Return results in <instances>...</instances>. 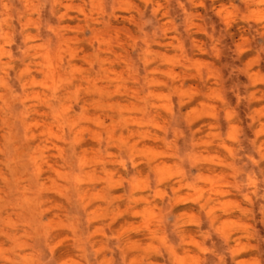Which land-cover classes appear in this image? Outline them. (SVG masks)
I'll return each mask as SVG.
<instances>
[{
    "label": "clouds",
    "instance_id": "clouds-1",
    "mask_svg": "<svg viewBox=\"0 0 264 264\" xmlns=\"http://www.w3.org/2000/svg\"><path fill=\"white\" fill-rule=\"evenodd\" d=\"M0 264H264V0H0Z\"/></svg>",
    "mask_w": 264,
    "mask_h": 264
}]
</instances>
